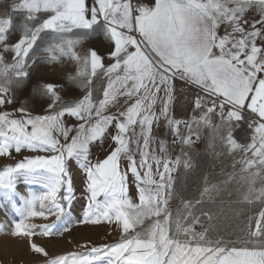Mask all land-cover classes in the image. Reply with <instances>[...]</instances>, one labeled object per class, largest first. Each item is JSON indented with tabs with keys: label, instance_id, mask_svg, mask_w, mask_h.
I'll list each match as a JSON object with an SVG mask.
<instances>
[{
	"label": "snow or ice",
	"instance_id": "6c2138e0",
	"mask_svg": "<svg viewBox=\"0 0 264 264\" xmlns=\"http://www.w3.org/2000/svg\"><path fill=\"white\" fill-rule=\"evenodd\" d=\"M14 28L20 35L9 45L7 34ZM91 34H103L112 45L110 63L95 49L83 55L75 50ZM45 36L49 39L42 51L49 55L43 60L51 64L68 57L75 62L77 71L67 81L78 84L84 94L65 99L63 83L37 80L20 107L9 112L6 106L16 103L15 89L31 82L29 69L40 62L33 56ZM6 53H11V63ZM96 82L103 85L101 95H96ZM177 83L195 90L192 103L199 117L188 121L172 114ZM37 107L40 112L33 115ZM113 108L115 113L109 114ZM66 117L77 123L68 125ZM161 123L172 136L171 145L181 146L175 158L167 139L156 135ZM204 128L219 134L228 153L242 154L239 175L230 173L223 183L245 185L243 201L262 205L242 226L241 244L209 238L207 228L194 230L201 223L195 210L205 196L219 191L206 178L199 199H181L175 211L169 207L179 195L174 173L181 167L186 173L195 169L185 149L201 138ZM238 129L248 130L246 142L236 138ZM109 134L111 150L93 161L92 145ZM24 150L46 155L0 169V207L8 204L22 217L13 236L31 241L56 234V222L73 199L70 161L85 176L84 219H114L126 234L115 245L57 256L31 242L32 251L45 257L44 264H264V0L13 3L0 17V156L11 159L13 151ZM129 173L138 202L127 194ZM18 177L44 189L21 197L19 207L14 199ZM49 215L56 221L27 222ZM201 215L213 220L210 212ZM147 220L151 223L144 226Z\"/></svg>",
	"mask_w": 264,
	"mask_h": 264
},
{
	"label": "rangeland",
	"instance_id": "374dc122",
	"mask_svg": "<svg viewBox=\"0 0 264 264\" xmlns=\"http://www.w3.org/2000/svg\"><path fill=\"white\" fill-rule=\"evenodd\" d=\"M15 2H18V0H0V17L9 13L10 6ZM251 15L254 16L255 13L253 12ZM16 20H19L18 16ZM19 35V31L14 28L7 34V43L9 45L14 44L18 40ZM48 39L49 37L45 36L44 40L39 42V47L33 56V58L39 57L41 59L35 67H30L29 69L31 82L26 88L15 89L16 103L7 105V111L12 112L20 107L21 103L29 96L37 80L63 83L65 91L62 95L65 99H78L83 96L84 89L78 84H72L67 81V76L75 75L77 71L75 62L68 57H62L59 63L51 64L43 60L44 57L49 55L47 52L42 51ZM111 48L112 45L103 34H91L88 37H84L83 43L78 45L75 50L83 55L86 49H95L99 55L104 57V63L108 64L111 61L108 60L107 54ZM5 59L11 63V53H6ZM102 87L101 82L95 83L96 95H101ZM182 89L185 90L184 87ZM192 102L193 100L189 98L185 103L186 108L174 117L188 121L193 117H199L201 113L198 110H194ZM115 111L116 109L113 108L109 114L115 113ZM39 112L40 109L37 107L34 109L33 115ZM65 119L68 125L77 123L73 118L66 117ZM214 122L216 124L220 123L218 118ZM156 135L159 138L167 139L173 158L180 154L181 146L179 144L171 145L172 136L163 127V123L157 129ZM235 136L240 142H246L248 130L238 129L235 132ZM111 144L110 134L106 135L102 142L94 143L91 147L92 160L103 159L111 150ZM185 151L191 157L195 169L186 173V170L181 167L177 173H174L178 178L179 195L170 201L169 207L172 211H175L180 207L181 199H199L201 191L205 187L206 178L209 185H219V191L214 192L211 198L205 196L203 202L195 210V214L201 216V223L196 224L194 230L199 233L207 228L209 230V238L224 239L241 244L243 239L241 229L246 219L253 217L262 208L259 202L249 205L243 201L242 193L246 191L245 185L235 180L228 184L223 183L228 174L235 172L239 175L241 169L239 162L242 159V154L239 152L235 154L228 153L219 138V134L210 128L202 129L201 138L195 142L191 149H185ZM35 155L46 154L24 150L20 153L13 151L11 159L0 156V169L14 165L25 157ZM126 164V161L122 162V167H126ZM69 172L73 188L72 204L70 207H66L65 215L60 221L56 222L57 232L55 235L35 236L32 237L31 241L26 237L13 236L11 233L14 224L18 223L22 217L14 212L8 204L0 207V264H44L45 257L32 251L30 247L31 242H35L37 245L44 247L49 256H57L67 253H87L88 249L93 246L115 245L121 241L123 235H126L114 219L111 221L101 219L97 223L84 219V209L88 200L85 176L75 161L69 162ZM126 188L128 196L134 202H138L136 182L131 173L127 176ZM43 191L42 185L29 184L23 177H18L16 183V192L18 195L14 199L19 207L22 205L21 197L29 198L32 194L39 195ZM2 200L3 198L0 197V202ZM37 207L39 208V205ZM202 211L210 212L213 220L208 221L205 219L201 215ZM54 221H56V217L49 215L47 219L35 217L30 218L27 222L51 224ZM150 223L151 220H147L144 226Z\"/></svg>",
	"mask_w": 264,
	"mask_h": 264
},
{
	"label": "crops",
	"instance_id": "0c3cea01",
	"mask_svg": "<svg viewBox=\"0 0 264 264\" xmlns=\"http://www.w3.org/2000/svg\"><path fill=\"white\" fill-rule=\"evenodd\" d=\"M89 3H91V0H88ZM134 3H143V4H149L151 5L153 3V0H133ZM221 34L223 33V28L220 29ZM184 86L177 83V101L173 107L172 114L174 116L178 115L180 112L183 111V109L186 108V101L190 98L192 100L195 99V90L184 87L185 90H183ZM184 105H183V104Z\"/></svg>",
	"mask_w": 264,
	"mask_h": 264
},
{
	"label": "built area",
	"instance_id": "2783aa9c",
	"mask_svg": "<svg viewBox=\"0 0 264 264\" xmlns=\"http://www.w3.org/2000/svg\"><path fill=\"white\" fill-rule=\"evenodd\" d=\"M183 131V129H181ZM197 142V141H196Z\"/></svg>",
	"mask_w": 264,
	"mask_h": 264
}]
</instances>
